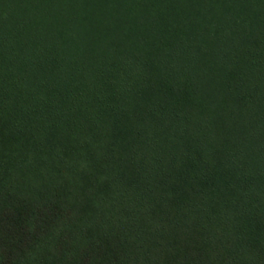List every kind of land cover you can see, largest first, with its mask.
I'll list each match as a JSON object with an SVG mask.
<instances>
[{
	"label": "trees",
	"instance_id": "1",
	"mask_svg": "<svg viewBox=\"0 0 264 264\" xmlns=\"http://www.w3.org/2000/svg\"><path fill=\"white\" fill-rule=\"evenodd\" d=\"M0 264H264V0H0Z\"/></svg>",
	"mask_w": 264,
	"mask_h": 264
}]
</instances>
